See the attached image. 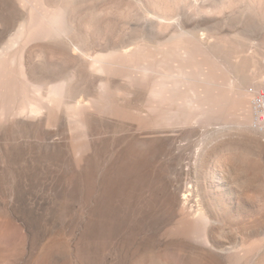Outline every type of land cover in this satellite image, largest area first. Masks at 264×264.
I'll return each mask as SVG.
<instances>
[{
	"label": "rangeland",
	"instance_id": "374dc122",
	"mask_svg": "<svg viewBox=\"0 0 264 264\" xmlns=\"http://www.w3.org/2000/svg\"><path fill=\"white\" fill-rule=\"evenodd\" d=\"M263 84L264 0H0V264H264Z\"/></svg>",
	"mask_w": 264,
	"mask_h": 264
},
{
	"label": "built area",
	"instance_id": "2783aa9c",
	"mask_svg": "<svg viewBox=\"0 0 264 264\" xmlns=\"http://www.w3.org/2000/svg\"><path fill=\"white\" fill-rule=\"evenodd\" d=\"M253 111V128L264 134V84L251 101Z\"/></svg>",
	"mask_w": 264,
	"mask_h": 264
},
{
	"label": "bare ground",
	"instance_id": "6f19581e",
	"mask_svg": "<svg viewBox=\"0 0 264 264\" xmlns=\"http://www.w3.org/2000/svg\"><path fill=\"white\" fill-rule=\"evenodd\" d=\"M48 21V23H50V25L51 26H54L55 24H56V20L54 19V18H50V19H48L47 20ZM51 29L56 33V32H58L56 29H54V27H51ZM14 45V42H13V40H10L9 42H8V47H11V46H13ZM147 72V71H146ZM245 119H247V121H248V118H245ZM263 134V133H262ZM217 170H218V167L216 168Z\"/></svg>",
	"mask_w": 264,
	"mask_h": 264
}]
</instances>
